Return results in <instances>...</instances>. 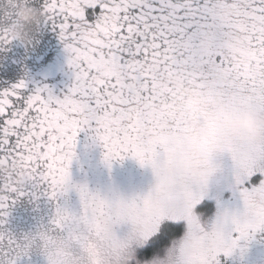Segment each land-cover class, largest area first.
Here are the masks:
<instances>
[{
  "label": "snow or ice",
  "instance_id": "obj_1",
  "mask_svg": "<svg viewBox=\"0 0 264 264\" xmlns=\"http://www.w3.org/2000/svg\"><path fill=\"white\" fill-rule=\"evenodd\" d=\"M40 8L74 80L59 97L47 88L28 93L24 79L0 89V162L16 170L0 178V264H18L34 248L47 264H221L243 254L264 233V144L219 135L213 115L264 113V0H41ZM11 42L0 28V49ZM166 75L207 92L215 108L176 115L175 89L155 87ZM86 129L109 169L132 158L152 169L154 186L109 198L73 184ZM223 153L243 207L229 210L217 197L205 221L214 157ZM27 184L42 185L55 211L47 227L17 237L5 226ZM70 190L78 213L59 203ZM124 224L129 230L117 235Z\"/></svg>",
  "mask_w": 264,
  "mask_h": 264
},
{
  "label": "flooded vegetation",
  "instance_id": "obj_2",
  "mask_svg": "<svg viewBox=\"0 0 264 264\" xmlns=\"http://www.w3.org/2000/svg\"><path fill=\"white\" fill-rule=\"evenodd\" d=\"M22 6L35 8L44 14L40 8L41 0H0V28L6 29L9 33L18 23V9ZM45 20L46 17L37 29L32 30L33 39L30 43H23L11 37L12 42L0 49V89L10 87L24 79L28 93L38 88H47L53 95L59 97L67 93L72 86L74 75L68 66L69 54L58 33L45 24ZM170 82L167 80L168 84ZM162 83L161 78L156 81L155 87ZM75 151L76 155L70 169L72 183L87 185L89 190L99 192L103 196L109 198L113 195L126 198L142 196L149 191L150 183L155 180L150 167H141L132 158L113 162L109 169L102 159L101 144L93 138L92 132L88 129L79 133ZM124 172L128 180L123 182ZM131 180H134L131 186L126 185V182ZM24 191L26 195L20 197L10 207L5 226L17 237L34 234L39 229L47 227L55 211V204L44 194L42 185L27 184ZM0 194H3L2 187ZM226 195L227 197L219 199L222 205L230 208L229 210L242 209L243 204L237 205L238 202L234 200L239 198L238 193L231 189L226 191ZM205 202V206L210 203L207 199ZM59 203L76 213L81 208L79 196L74 190L61 197ZM129 228L127 224L118 226L117 235H125ZM163 254L161 251L160 255ZM220 260L221 264H264V233H258L248 241L243 254L237 250L231 257L221 256ZM18 264H47V261L41 251L34 248L30 255L22 257Z\"/></svg>",
  "mask_w": 264,
  "mask_h": 264
},
{
  "label": "clouds",
  "instance_id": "obj_3",
  "mask_svg": "<svg viewBox=\"0 0 264 264\" xmlns=\"http://www.w3.org/2000/svg\"><path fill=\"white\" fill-rule=\"evenodd\" d=\"M44 14L32 7L18 9V23L11 28L9 35L23 43H30L33 39L32 30L44 20ZM169 79L175 83L179 77L172 75ZM185 85L184 90L190 89ZM214 126L221 136L226 135L239 142L264 144V113L240 109H226L219 111L214 118ZM15 168L0 162V178L13 177ZM22 181L23 177H14Z\"/></svg>",
  "mask_w": 264,
  "mask_h": 264
},
{
  "label": "rangeland",
  "instance_id": "obj_4",
  "mask_svg": "<svg viewBox=\"0 0 264 264\" xmlns=\"http://www.w3.org/2000/svg\"><path fill=\"white\" fill-rule=\"evenodd\" d=\"M172 75H166L162 77V84L157 86L156 88L160 90V88L170 86L171 88L175 89V98L172 100V107L174 106L175 109H172L173 112L178 116H185V115H192L195 113H204L210 109H214L216 106L215 98L210 96L207 92L202 90L199 87H194L190 84H184L180 79L177 82L173 83L169 77ZM167 80L171 82L168 84ZM190 85V89L185 91L184 86ZM163 90V91H164ZM221 110L215 111L213 115V124L215 115ZM214 162L219 165L217 172L211 177L209 181V196L206 198L209 200L210 203H207L206 208L208 209V213L205 221L210 220L217 210V197L219 199L227 197L226 191L231 190V185L234 183L233 177V161L231 156L227 153L217 154L214 157ZM125 176L122 177V180H128L126 177V173L124 172ZM134 182L131 180L130 182H126V185H130ZM155 184V180L150 183V188H152ZM225 195V196H224ZM239 198H234V200L238 204H242ZM206 201V200H205ZM206 203V202H205ZM221 203V202H220ZM222 204V203H221ZM224 206V205H223ZM226 207V206H224ZM230 207V206H228ZM230 209V208H228ZM130 226V225H129Z\"/></svg>",
  "mask_w": 264,
  "mask_h": 264
},
{
  "label": "trees",
  "instance_id": "obj_5",
  "mask_svg": "<svg viewBox=\"0 0 264 264\" xmlns=\"http://www.w3.org/2000/svg\"><path fill=\"white\" fill-rule=\"evenodd\" d=\"M166 89H167V87H166ZM160 90L163 91L164 90V87L160 88ZM172 109H175V107L173 106Z\"/></svg>",
  "mask_w": 264,
  "mask_h": 264
}]
</instances>
